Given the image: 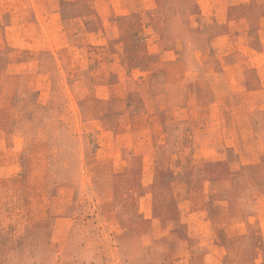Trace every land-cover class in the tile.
<instances>
[{"label": "rangeland", "instance_id": "374dc122", "mask_svg": "<svg viewBox=\"0 0 264 264\" xmlns=\"http://www.w3.org/2000/svg\"><path fill=\"white\" fill-rule=\"evenodd\" d=\"M0 264H264V0H0Z\"/></svg>", "mask_w": 264, "mask_h": 264}]
</instances>
